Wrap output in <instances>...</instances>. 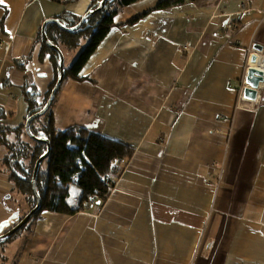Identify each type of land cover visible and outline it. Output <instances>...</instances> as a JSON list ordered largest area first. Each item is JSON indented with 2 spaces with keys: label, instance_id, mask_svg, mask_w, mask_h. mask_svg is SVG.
I'll return each instance as SVG.
<instances>
[{
  "label": "crops",
  "instance_id": "obj_1",
  "mask_svg": "<svg viewBox=\"0 0 264 264\" xmlns=\"http://www.w3.org/2000/svg\"><path fill=\"white\" fill-rule=\"evenodd\" d=\"M93 1L0 3L4 123L26 122L25 84L40 103L54 81L45 20L83 16ZM160 1L121 7L85 79L68 78L54 107L56 129L81 125L135 148L109 198L44 211L0 264H264V82L257 100L243 97L254 46L264 47V0ZM6 154L0 142V235L28 210L8 203L18 190Z\"/></svg>",
  "mask_w": 264,
  "mask_h": 264
},
{
  "label": "trees",
  "instance_id": "obj_2",
  "mask_svg": "<svg viewBox=\"0 0 264 264\" xmlns=\"http://www.w3.org/2000/svg\"><path fill=\"white\" fill-rule=\"evenodd\" d=\"M57 1L68 4L76 0ZM101 1L94 0L85 14L95 11ZM136 1L138 0H108L103 8L89 15L82 27L72 32L62 29L55 21H48L46 25L45 32L48 39L62 50L75 49L82 44V41L86 44L71 66L66 68L65 79L50 108L30 124L31 131L36 137L48 139L51 144L50 154L41 163L36 179L37 191L42 200L41 206L30 221L39 217L44 211L75 214L86 208L103 206L118 181V176H112L111 171L114 167L121 170L126 167L135 152L132 145L95 132L85 126L72 125L65 130L56 129L54 107L62 86L68 78L85 79L80 75L81 71L111 28L116 25L115 15L119 9ZM188 1L161 0L155 9H170L185 5ZM150 11L137 14L126 23H136ZM83 16L65 12L52 19L72 28L79 24ZM39 41L42 43L41 57L46 54L51 56L55 78L44 100L40 103L36 88L29 90L25 84V99L29 107L27 118L46 105L60 74L59 54L46 44L42 31ZM16 63L26 71V62ZM1 111H3V106H0ZM2 119L0 116V142L7 149L3 163L6 165L9 179L15 184V188L26 196L28 206L26 215L38 203L33 188L34 168L39 157L47 151V143L30 137L26 131V122L13 126L4 123ZM29 222L23 228L28 227ZM23 228L0 243L13 239Z\"/></svg>",
  "mask_w": 264,
  "mask_h": 264
},
{
  "label": "water",
  "instance_id": "obj_3",
  "mask_svg": "<svg viewBox=\"0 0 264 264\" xmlns=\"http://www.w3.org/2000/svg\"><path fill=\"white\" fill-rule=\"evenodd\" d=\"M107 1L108 0H102L100 6L95 11L103 8L106 5ZM95 11H91V12H88L87 14H85L83 16V18L81 19V21L79 22V24H77L76 26H74L72 28L66 27L65 25L60 23L58 20H55V19L53 20L52 18L45 20V22L43 23L42 34H43V37H44L46 44L50 48L56 50L59 54L60 74H59V77L57 79V82H56L54 88L51 91L50 97H49L46 105L41 110H39L38 112L30 115L26 120V131L29 134V136L34 138L37 141L47 143V151L39 157V159L36 162L35 168H34L33 188H34V192H35V195L37 197L38 203L35 206V208L30 210L21 220H19V222L16 225H14L7 232H4L3 234H1L0 235V241H5L6 239H8L12 235H14L16 232H18L21 228H23L30 221V219L36 213V211L40 208L41 202H42L41 197L37 191L36 179H37V175H38V171H39V168L41 166V163L50 154L51 144H50V141L48 139L36 137L31 131L30 124L33 120H35L36 118H38V117L42 116L44 113H46L47 110L50 108V106L52 105V103L56 97V94H57L58 90L60 89V87H61V85L65 79V76H66L65 57L63 54V50L60 47L54 45L48 39L47 34L45 32L46 25H47L48 21H55L62 29L72 32V31H75L78 28L82 27L85 24L89 15L94 13ZM254 48L256 51H254L251 55V59H250L251 65L248 68V72H247L246 79H245L247 86L245 87L244 93H243V97L245 99L253 100V101L257 100L259 88L261 87V84L264 82V57L262 56V53H261V52H263L264 47L261 44H255Z\"/></svg>",
  "mask_w": 264,
  "mask_h": 264
},
{
  "label": "rangeland",
  "instance_id": "obj_4",
  "mask_svg": "<svg viewBox=\"0 0 264 264\" xmlns=\"http://www.w3.org/2000/svg\"><path fill=\"white\" fill-rule=\"evenodd\" d=\"M86 42H83L79 47L71 50V49H63V54H64V57H65V66L66 68L71 66V64L73 63V61L77 58V56L79 55V53L81 52V50L84 48ZM9 197V196H7ZM8 203L9 205H13L15 206L18 210L21 209L25 204H27L26 202V196L19 192V191H16L15 192V195L12 196V198H8ZM25 203V204H24ZM26 209H28V206H26ZM22 210V209H21ZM26 212L23 211L22 215ZM35 221V218H33L29 224L32 225ZM29 225V226H30ZM29 227H26V228H23L21 230V232L15 236L13 239L7 241V242H4V243H0V254L3 253V250L4 248H6V246H8V244H11L12 242H16V244L20 243L21 241L24 240L25 236L28 234V229ZM1 260V259H0Z\"/></svg>",
  "mask_w": 264,
  "mask_h": 264
},
{
  "label": "built area",
  "instance_id": "obj_5",
  "mask_svg": "<svg viewBox=\"0 0 264 264\" xmlns=\"http://www.w3.org/2000/svg\"><path fill=\"white\" fill-rule=\"evenodd\" d=\"M243 8L245 10H250L251 9V6L248 2L244 3L243 5ZM122 172L121 169H119L118 167H114L113 170L111 171V175L114 176V177H117L119 176V174Z\"/></svg>",
  "mask_w": 264,
  "mask_h": 264
},
{
  "label": "snow or ice",
  "instance_id": "obj_6",
  "mask_svg": "<svg viewBox=\"0 0 264 264\" xmlns=\"http://www.w3.org/2000/svg\"><path fill=\"white\" fill-rule=\"evenodd\" d=\"M4 2V0H0V3H3Z\"/></svg>",
  "mask_w": 264,
  "mask_h": 264
},
{
  "label": "flooded vegetation",
  "instance_id": "obj_7",
  "mask_svg": "<svg viewBox=\"0 0 264 264\" xmlns=\"http://www.w3.org/2000/svg\"><path fill=\"white\" fill-rule=\"evenodd\" d=\"M21 220V219H20ZM10 230V229H9ZM7 232V231H6Z\"/></svg>",
  "mask_w": 264,
  "mask_h": 264
}]
</instances>
